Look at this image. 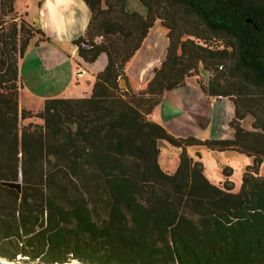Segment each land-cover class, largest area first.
<instances>
[{"label": "trees", "instance_id": "trees-1", "mask_svg": "<svg viewBox=\"0 0 264 264\" xmlns=\"http://www.w3.org/2000/svg\"><path fill=\"white\" fill-rule=\"evenodd\" d=\"M16 1L0 0V257L264 264V0H141L146 15L127 0H84L91 18L80 56L104 53L107 66L90 97L50 98L39 112L20 105V59L44 33L18 20ZM156 21L169 41L162 66L146 88H121ZM192 75L207 95L234 102V139L176 137L152 120L164 94ZM248 115L252 130L242 125ZM161 140L182 150L175 172L160 165ZM201 146L253 158L240 191L208 179L187 152Z\"/></svg>", "mask_w": 264, "mask_h": 264}, {"label": "crops", "instance_id": "crops-1", "mask_svg": "<svg viewBox=\"0 0 264 264\" xmlns=\"http://www.w3.org/2000/svg\"><path fill=\"white\" fill-rule=\"evenodd\" d=\"M15 9L23 11L25 17L44 33L43 39L31 42L20 59L21 107L36 111L33 103L39 112L50 98L90 97L96 77L106 68L108 58L103 53L94 62H87L80 56L76 41L85 34L90 22L87 3L84 0H17ZM134 11L147 14L144 8ZM161 25L156 21L141 48L127 63L126 89L140 91L146 88L155 69L162 66L169 41ZM235 113L236 107L230 98L207 95L198 83V76L192 75L187 77L184 85L164 94L151 118L176 137L234 139L235 131L230 123ZM253 122L254 118L247 116L242 125L252 130ZM159 146L161 167L175 172L180 163L181 148L164 140ZM187 152L195 159L200 157L206 176L216 184L226 180L232 182L235 171L241 173L252 164L251 157L245 154L248 157L242 159L236 154L243 153L234 150L216 151L201 146L189 147ZM214 152H220V155H213ZM225 167L233 172L228 178L223 174Z\"/></svg>", "mask_w": 264, "mask_h": 264}, {"label": "rangeland", "instance_id": "rangeland-1", "mask_svg": "<svg viewBox=\"0 0 264 264\" xmlns=\"http://www.w3.org/2000/svg\"><path fill=\"white\" fill-rule=\"evenodd\" d=\"M127 3H128V9L134 11V10H140L141 8H144L148 11L147 7L141 2V0H127ZM17 16H18V20L21 21V20H24L26 21L27 23H31L24 15V12H18L17 11ZM160 22V21H159ZM161 23V22H160ZM163 27V25H161ZM165 29V28H164ZM166 30V29H165ZM166 33H167V30H166ZM41 36L40 34L38 33H35V37L33 39L34 40H38L40 39ZM212 44H222V41L220 40H215V39H212V41H210ZM213 46V45H212ZM165 59V58H164ZM196 73V72H195ZM199 75L202 77V78H207V73L202 70L201 68V71L198 72ZM196 76V75H195ZM198 76V75H197ZM25 101V99H24ZM32 106H33V110H36L38 109V106L36 104H33L32 103ZM252 118H254L252 115H248ZM39 119L35 118V121H38ZM30 120H23V123L24 124H28ZM254 123V122H253ZM253 123H252V126H253ZM246 129V128H245ZM248 130V129H247ZM220 152H214L213 155H220L219 154ZM227 154H229V152H226ZM232 154H234V152H231ZM238 155L239 157H242V159H244V157H248L246 156L245 154H236ZM251 160V162L253 163V158H249ZM245 171V170H244ZM243 172L241 173H238V171H235V173L232 175V184L234 186V192H238L240 191L241 187H242V176H243ZM259 173L261 176H264V163L261 165L260 167V170H259ZM2 258V257H1ZM8 260V259H7ZM12 262H15L17 264H37L36 262H33V263H26L24 262V260L22 259V257H19L17 261H12ZM67 263H71V264H82L81 262H79L78 260H70L69 262ZM65 264V263H64Z\"/></svg>", "mask_w": 264, "mask_h": 264}, {"label": "water", "instance_id": "water-1", "mask_svg": "<svg viewBox=\"0 0 264 264\" xmlns=\"http://www.w3.org/2000/svg\"><path fill=\"white\" fill-rule=\"evenodd\" d=\"M120 87L121 88H125L126 87V80L125 79H121L120 80ZM0 264H13V262L2 257L1 260H0Z\"/></svg>", "mask_w": 264, "mask_h": 264}, {"label": "built area", "instance_id": "built-area-1", "mask_svg": "<svg viewBox=\"0 0 264 264\" xmlns=\"http://www.w3.org/2000/svg\"><path fill=\"white\" fill-rule=\"evenodd\" d=\"M96 42H99V39H97ZM80 46H81L82 48H85V49H91V48H93V43L90 42L89 40H82V41L80 42ZM224 97H225V96H224Z\"/></svg>", "mask_w": 264, "mask_h": 264}, {"label": "bare ground", "instance_id": "bare-ground-1", "mask_svg": "<svg viewBox=\"0 0 264 264\" xmlns=\"http://www.w3.org/2000/svg\"><path fill=\"white\" fill-rule=\"evenodd\" d=\"M0 260H1V258H0ZM13 264H17V263L13 262ZM65 264H71V263H65Z\"/></svg>", "mask_w": 264, "mask_h": 264}]
</instances>
